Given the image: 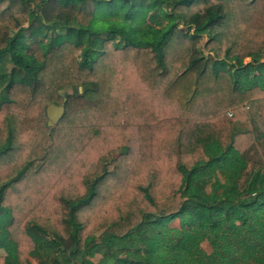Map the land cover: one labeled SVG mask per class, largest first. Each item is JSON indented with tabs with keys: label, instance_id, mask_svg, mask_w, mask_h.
<instances>
[{
	"label": "trees",
	"instance_id": "trees-1",
	"mask_svg": "<svg viewBox=\"0 0 264 264\" xmlns=\"http://www.w3.org/2000/svg\"><path fill=\"white\" fill-rule=\"evenodd\" d=\"M0 252L264 264V0H0Z\"/></svg>",
	"mask_w": 264,
	"mask_h": 264
},
{
	"label": "water",
	"instance_id": "water-1",
	"mask_svg": "<svg viewBox=\"0 0 264 264\" xmlns=\"http://www.w3.org/2000/svg\"><path fill=\"white\" fill-rule=\"evenodd\" d=\"M64 113L65 106L63 104H50L47 108L48 125H57L63 117Z\"/></svg>",
	"mask_w": 264,
	"mask_h": 264
},
{
	"label": "rangeland",
	"instance_id": "rangeland-1",
	"mask_svg": "<svg viewBox=\"0 0 264 264\" xmlns=\"http://www.w3.org/2000/svg\"><path fill=\"white\" fill-rule=\"evenodd\" d=\"M249 61H250L249 59H246V63L249 62ZM76 91H77V88H68V89L62 91L61 94H62L63 96H67V95H69V94H73V93H75ZM79 91H81V90L79 89ZM241 128H242L243 130H253V131L256 130L255 125H254L253 123H251V122H248V123L243 124V125L241 126ZM258 134H259V133H258ZM171 225H172L173 227H178V226H179V221L177 220V221L173 222ZM202 246H203L204 250H205L207 253H211V252H212V247H211L207 242H205ZM0 254H3V253L0 252Z\"/></svg>",
	"mask_w": 264,
	"mask_h": 264
}]
</instances>
